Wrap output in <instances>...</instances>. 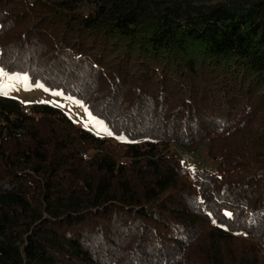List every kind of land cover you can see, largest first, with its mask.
<instances>
[{
    "label": "trees",
    "instance_id": "16d2710c",
    "mask_svg": "<svg viewBox=\"0 0 264 264\" xmlns=\"http://www.w3.org/2000/svg\"><path fill=\"white\" fill-rule=\"evenodd\" d=\"M0 67L113 133L0 95V264H264V0H0Z\"/></svg>",
    "mask_w": 264,
    "mask_h": 264
},
{
    "label": "rangeland",
    "instance_id": "374dc122",
    "mask_svg": "<svg viewBox=\"0 0 264 264\" xmlns=\"http://www.w3.org/2000/svg\"><path fill=\"white\" fill-rule=\"evenodd\" d=\"M196 4H216L219 2H224L228 0H190ZM0 69H2L0 67ZM11 77H19V79H12ZM27 77V80L23 79ZM0 85H2L6 92L5 94H0L2 96H8L18 100L24 107L26 111H29L33 104L44 103L50 104L54 107L60 108L65 114L71 117L79 125L93 131L100 136H113L112 131L105 125L104 121L90 113L87 106L81 101L66 95L61 91L55 90L51 91L43 87H36L31 85L29 78L25 74H8L4 71V75L0 76ZM42 85V84H40ZM47 89V91L45 90ZM55 93H61V95H56ZM98 122H102L98 123ZM111 132L112 135L108 133ZM174 150L183 159L184 163L195 168H214L215 162L208 155V148L205 145H201L199 149L195 152L185 149L180 145H174Z\"/></svg>",
    "mask_w": 264,
    "mask_h": 264
},
{
    "label": "snow or ice",
    "instance_id": "6c2138e0",
    "mask_svg": "<svg viewBox=\"0 0 264 264\" xmlns=\"http://www.w3.org/2000/svg\"><path fill=\"white\" fill-rule=\"evenodd\" d=\"M2 75H4V70L0 69V76H2ZM11 78L12 79H19V77H11ZM23 79L27 80V77H24ZM35 86L36 87H43V85H40V84H36ZM45 90L47 91V89H45ZM5 92H6V89L2 85H0V94H5ZM55 94L56 95H61V93H55ZM98 123L102 124V122H98ZM108 134L112 135L111 132H109ZM225 215L231 216L232 214L231 213H225ZM213 222H215V221H213Z\"/></svg>",
    "mask_w": 264,
    "mask_h": 264
}]
</instances>
